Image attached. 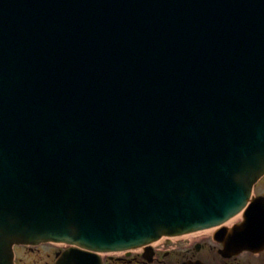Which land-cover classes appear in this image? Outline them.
Here are the masks:
<instances>
[{
    "label": "water",
    "instance_id": "1",
    "mask_svg": "<svg viewBox=\"0 0 264 264\" xmlns=\"http://www.w3.org/2000/svg\"><path fill=\"white\" fill-rule=\"evenodd\" d=\"M263 176L264 0H0V264L221 225Z\"/></svg>",
    "mask_w": 264,
    "mask_h": 264
},
{
    "label": "flooded vegetation",
    "instance_id": "2",
    "mask_svg": "<svg viewBox=\"0 0 264 264\" xmlns=\"http://www.w3.org/2000/svg\"><path fill=\"white\" fill-rule=\"evenodd\" d=\"M255 195L264 197V182L257 186ZM32 255L43 256H40L42 262L38 264H52L57 251L53 248L45 251L26 249L17 255V263L33 264L25 261ZM103 264H264V250L234 254L226 252L211 234H200L177 242L158 243L151 254L139 251L124 256L105 257Z\"/></svg>",
    "mask_w": 264,
    "mask_h": 264
},
{
    "label": "rangeland",
    "instance_id": "3",
    "mask_svg": "<svg viewBox=\"0 0 264 264\" xmlns=\"http://www.w3.org/2000/svg\"><path fill=\"white\" fill-rule=\"evenodd\" d=\"M47 247H43V250H46Z\"/></svg>",
    "mask_w": 264,
    "mask_h": 264
},
{
    "label": "bare ground",
    "instance_id": "4",
    "mask_svg": "<svg viewBox=\"0 0 264 264\" xmlns=\"http://www.w3.org/2000/svg\"><path fill=\"white\" fill-rule=\"evenodd\" d=\"M239 90V89H238ZM225 125H221V127L223 128Z\"/></svg>",
    "mask_w": 264,
    "mask_h": 264
}]
</instances>
